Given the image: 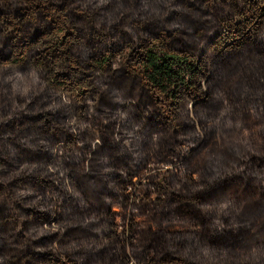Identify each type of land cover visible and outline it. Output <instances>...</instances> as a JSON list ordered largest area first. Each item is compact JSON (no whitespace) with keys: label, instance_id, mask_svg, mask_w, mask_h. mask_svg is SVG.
Masks as SVG:
<instances>
[{"label":"trees","instance_id":"1","mask_svg":"<svg viewBox=\"0 0 264 264\" xmlns=\"http://www.w3.org/2000/svg\"><path fill=\"white\" fill-rule=\"evenodd\" d=\"M0 264H264V0H0Z\"/></svg>","mask_w":264,"mask_h":264},{"label":"flooded vegetation","instance_id":"2","mask_svg":"<svg viewBox=\"0 0 264 264\" xmlns=\"http://www.w3.org/2000/svg\"><path fill=\"white\" fill-rule=\"evenodd\" d=\"M136 195H138V194H136Z\"/></svg>","mask_w":264,"mask_h":264}]
</instances>
